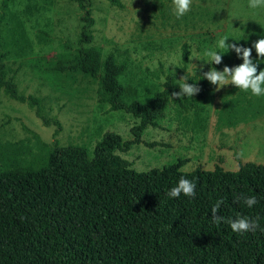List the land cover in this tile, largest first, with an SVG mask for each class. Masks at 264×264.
Instances as JSON below:
<instances>
[{
  "label": "rangeland",
  "instance_id": "374dc122",
  "mask_svg": "<svg viewBox=\"0 0 264 264\" xmlns=\"http://www.w3.org/2000/svg\"><path fill=\"white\" fill-rule=\"evenodd\" d=\"M119 3L91 0L81 8L76 0H0L2 39L12 32L15 21L21 23L26 37V44L9 47L3 59L6 76L15 80L20 93L41 97L42 114L60 122L55 135L56 126L44 125L34 107L0 89V169L43 164L54 139L60 145L83 146L91 154L105 132H115L124 140L133 138L131 128L139 120L99 102L95 78L58 68L76 61L85 11L93 19L92 39L85 45L95 46L102 56L113 52L119 59L127 58L120 76L126 99L149 100L164 89L169 74L175 75L179 92L182 76L193 75L196 68L209 70L208 64L194 57H202L223 35L231 37L227 43L243 47L264 37V9H250L248 0H193L191 10L179 19L172 0ZM184 43L190 50L185 66ZM257 62L258 70L264 69V61ZM241 63L229 51L222 54L218 71ZM186 82L191 84L189 79ZM193 83L201 89L193 97L203 107V127L193 120L194 106L185 109L170 100L157 124L143 130L140 142L117 153L137 171L168 165L184 172L196 167L211 170L216 165L236 170L240 163L264 164V96H252L232 85L203 90L198 78Z\"/></svg>",
  "mask_w": 264,
  "mask_h": 264
},
{
  "label": "trees",
  "instance_id": "16d2710c",
  "mask_svg": "<svg viewBox=\"0 0 264 264\" xmlns=\"http://www.w3.org/2000/svg\"><path fill=\"white\" fill-rule=\"evenodd\" d=\"M76 1L85 8L91 0ZM83 18L76 61L58 68L95 78L99 102L139 122L131 128L132 139L105 132L91 154L83 146L60 145L54 139L43 164L0 169V264H264V232L237 234L229 224L214 223L211 217L212 206L223 200L217 215L232 220L258 216L264 228V164L240 163L236 170L196 167L190 172L176 165L133 169L117 151L126 152L139 143L143 130L157 124L170 100L185 109L194 106L193 120L200 127L203 107L194 97L171 96L177 92L174 74L149 100L126 99L120 76L127 58L119 59L113 52L102 56L95 46H86L92 39L93 19L88 11ZM2 36L0 30V89L34 107L44 125L56 126V135L60 122L42 114V98L20 93L15 80L6 76L3 59L9 47L26 44L21 23L15 21L12 32L4 40ZM189 55L184 43V66ZM205 71L196 68L187 78L191 84L198 78L202 89L208 90L213 85L200 79ZM182 177L195 183V196L169 198L167 193ZM252 196L258 202L251 208L238 199Z\"/></svg>",
  "mask_w": 264,
  "mask_h": 264
},
{
  "label": "clouds",
  "instance_id": "9594fccd",
  "mask_svg": "<svg viewBox=\"0 0 264 264\" xmlns=\"http://www.w3.org/2000/svg\"><path fill=\"white\" fill-rule=\"evenodd\" d=\"M193 0H172L173 13L177 19L186 15L192 6ZM250 9H264V0H248V5ZM231 38L228 35H223L216 42L213 47L206 49L203 52L202 57H194L197 60H201L208 64L209 70L202 73L200 79L207 80L211 85L215 86V90H219L224 86L232 85L241 92H250L252 96L261 97L264 96V69L258 70V62L264 61V37L254 41L250 47H243L236 43H227L228 39ZM243 39H247L241 37ZM239 39H233L238 41ZM253 49L256 53V60L252 58ZM224 50V51H218ZM232 51L236 54L237 58L242 60V63L234 66H225L222 71H218L215 67L211 65H219L222 63V54ZM203 65H201V68ZM188 79L182 76L178 81L179 92H173L171 94L174 98L180 97H190L192 98L194 94L199 93L201 89L195 83H187ZM199 80V79H198ZM196 185L192 181L181 178L178 184L171 188L167 193L169 198H178L181 194L186 197L192 198L195 196ZM238 199H243V203L251 208L258 201L252 197H239ZM223 203V200H218L215 205L211 208L212 220L214 223H227L230 225L231 230L237 234H244L247 232H255L259 229L264 232V228H260V217H237L235 220L227 219L223 216L217 215V212Z\"/></svg>",
  "mask_w": 264,
  "mask_h": 264
}]
</instances>
